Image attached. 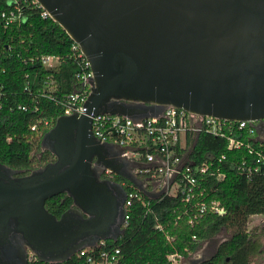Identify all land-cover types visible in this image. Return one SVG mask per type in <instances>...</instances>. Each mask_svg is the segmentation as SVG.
Listing matches in <instances>:
<instances>
[{
	"label": "water",
	"instance_id": "obj_1",
	"mask_svg": "<svg viewBox=\"0 0 264 264\" xmlns=\"http://www.w3.org/2000/svg\"><path fill=\"white\" fill-rule=\"evenodd\" d=\"M90 64L87 113L61 115L42 137L55 160L18 178L0 164V232L12 218L41 262L61 264L123 232L126 191L149 198L129 163L91 130L89 114L138 120L168 105L230 121L264 119V0H36ZM262 124L256 125L261 133ZM66 193L58 218L45 201Z\"/></svg>",
	"mask_w": 264,
	"mask_h": 264
},
{
	"label": "trees",
	"instance_id": "obj_2",
	"mask_svg": "<svg viewBox=\"0 0 264 264\" xmlns=\"http://www.w3.org/2000/svg\"><path fill=\"white\" fill-rule=\"evenodd\" d=\"M15 1L0 0V12L11 11ZM17 1L23 23L5 27L0 19V85L4 93L0 108V164L29 173L55 159L41 146L47 130L38 133L31 127L42 119H50L53 127L63 115L65 99L80 88L76 78L79 67L72 56V40L65 31L51 19H42L37 6ZM44 56L60 58L55 70L41 65ZM231 136L240 139L243 145L228 149L226 137L204 131L194 139L189 159L195 163L213 161L210 169L215 174L205 176L204 194L190 203L179 194L149 198L117 174L102 175L120 183L126 193H141L142 200L149 202L145 206L136 200L126 207L128 219L122 234L115 241L105 240L106 246L119 248L124 264H169L168 255L185 258L202 241L225 229L230 231V237L206 264H246L249 255L258 252L259 246L252 242L247 222L252 215L264 214V161H255V151L264 154V144L254 141L246 129L234 131ZM34 152L38 154L35 166ZM242 162L245 169L257 170L245 173L238 168ZM216 167L224 175L222 179L216 178ZM211 200L218 201L225 213L208 210L198 215L196 203ZM71 206L72 199L66 193L45 201V208L56 217ZM227 257L229 261L225 263ZM81 263L84 260L76 257L66 262Z\"/></svg>",
	"mask_w": 264,
	"mask_h": 264
},
{
	"label": "built area",
	"instance_id": "obj_3",
	"mask_svg": "<svg viewBox=\"0 0 264 264\" xmlns=\"http://www.w3.org/2000/svg\"><path fill=\"white\" fill-rule=\"evenodd\" d=\"M22 1L25 4L30 3L37 6L41 10L40 17L42 19H51L49 13L36 0ZM0 19L3 20L5 27L12 23L17 25L23 23L19 2L17 0L14 2L11 11L0 12ZM71 51L79 67L76 78L80 82V88L69 94L65 99L63 115H82L87 113L85 103L91 93L93 74L90 64L81 52L79 45L72 42ZM40 62L46 69L55 70L60 63V58L44 56L41 57ZM3 95L2 86L0 85V108ZM89 117L91 118L92 134L101 143H110L120 151L121 157L129 161L138 160L139 157H142L145 166L137 168L136 173L143 175L145 178L144 182H148L146 185L143 183L144 187L149 184L153 192L161 191L162 195L179 194L186 203H190L196 197L204 194L205 189L202 183L205 181V176L214 175L215 171L210 169L213 161L195 163L184 157L182 147L179 144L181 135H189L192 140V138L195 139L200 132L204 131L215 136L226 137L228 149H237L243 145V142L231 136V134L234 131L246 129L254 141L260 145L264 144V119L261 121H230L210 115L189 112L172 105L166 106L157 116L138 120L121 115L93 112L89 114ZM259 123L262 124L261 133L256 131V125ZM38 124H34L31 130L40 133L52 128L50 119H42ZM252 151L249 150L250 153ZM137 155L138 158L136 157ZM255 155L256 162L264 161V154L261 150H256ZM219 161L220 159L217 160V162ZM244 165L242 162V165H239L238 168H241L247 174L257 170V168H254L252 171L251 167L245 169L242 167ZM216 172L217 179L224 177L222 173L218 172V169ZM102 174L111 176L112 172L110 169H104ZM172 188H174L173 193H171ZM141 193L135 191L126 193L124 211L126 207L131 206L132 202L136 200L141 201L145 206L149 205V202L142 200ZM196 207L200 216L208 210L220 215L225 213L224 208L216 200L197 202ZM194 216L196 218L197 214H194ZM127 219L128 215L125 213L122 227L126 226ZM191 222L192 220H190ZM157 228L161 229V226L157 225ZM119 254V248L106 246L105 240H100L95 246L83 248L72 257L83 259L84 264H124ZM167 260L169 264H178L182 257L177 254H170L167 256ZM61 264H66V262Z\"/></svg>",
	"mask_w": 264,
	"mask_h": 264
},
{
	"label": "flooded vegetation",
	"instance_id": "obj_4",
	"mask_svg": "<svg viewBox=\"0 0 264 264\" xmlns=\"http://www.w3.org/2000/svg\"><path fill=\"white\" fill-rule=\"evenodd\" d=\"M25 174L28 173L21 171L19 173L12 172L9 175L12 178H18ZM102 175L103 174H101V177ZM226 240L227 239H224L220 242H212L206 249L201 251L195 257L192 256L182 258V260L178 264H206L208 261H211L213 259V257L218 252L219 247ZM258 252L260 255L262 253V249L258 250ZM256 253L257 252L249 255L246 264H262L263 259L259 258V255H256ZM35 261L41 263L36 254H34V252L27 245V242L24 239L22 233L17 229V222L11 218L8 224L0 232V264H33ZM228 261L229 258L227 257L225 259V263Z\"/></svg>",
	"mask_w": 264,
	"mask_h": 264
},
{
	"label": "rangeland",
	"instance_id": "obj_5",
	"mask_svg": "<svg viewBox=\"0 0 264 264\" xmlns=\"http://www.w3.org/2000/svg\"><path fill=\"white\" fill-rule=\"evenodd\" d=\"M134 150V148H132ZM35 156L33 158V165L35 166L37 164V156L38 154L34 152ZM138 158V155L136 156ZM139 162H142V157H139L138 159ZM143 166L142 163H137V162H130L128 166V170L133 173L137 167ZM136 177H138L139 180L143 179V175H140L137 173ZM174 188L171 189V193L174 192ZM247 228L251 232V239L252 242H254L256 245L259 246L258 250L262 249V253L259 255V252L256 253V255H259V258L263 259L262 264H264V214H258V215H252L249 217L248 222H247ZM230 237V231L229 230H221L214 236L202 241L200 243V246L194 251L191 252L187 257H195L197 254H199L201 251L206 249L210 243L212 242H220L224 239H227ZM212 246V245H211ZM186 258V257H185Z\"/></svg>",
	"mask_w": 264,
	"mask_h": 264
},
{
	"label": "crops",
	"instance_id": "obj_6",
	"mask_svg": "<svg viewBox=\"0 0 264 264\" xmlns=\"http://www.w3.org/2000/svg\"><path fill=\"white\" fill-rule=\"evenodd\" d=\"M192 141V142H191ZM193 141H194V139L192 138V140H191V137L189 136V135H187V136H184V135H181L180 137H179V144H180V146L182 147V152L184 153V157L185 158H189V153H190V149H191V147H192V144H193ZM116 149V148H115ZM118 152H119V156H120V151L118 150V149H116ZM121 157V156H120ZM123 159H125L129 164H130V162L132 161V162H137V163H142L143 164V166H140V167H137V168H142V167H144L145 166V163L143 162V160H142V162H139L138 160H131V161H129V160H127L126 158H124V157H122ZM113 173V172H112ZM115 174V173H114ZM133 176L137 179V181L138 182H140L142 185H143V183L146 185L147 183L146 182H144V180H145V178L143 177V179L142 180H139L138 179V177H136V175H137V173H136V169L133 171ZM125 179V178H124ZM145 188V190L146 191H148V192H153L152 190H151V186L148 184V186H146V187H144ZM154 193V192H153Z\"/></svg>",
	"mask_w": 264,
	"mask_h": 264
}]
</instances>
